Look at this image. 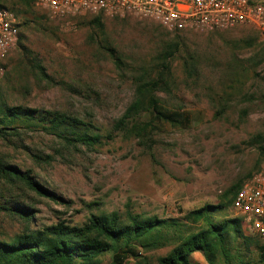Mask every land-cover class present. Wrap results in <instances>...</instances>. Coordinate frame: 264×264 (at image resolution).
<instances>
[{
    "label": "rangeland",
    "instance_id": "1",
    "mask_svg": "<svg viewBox=\"0 0 264 264\" xmlns=\"http://www.w3.org/2000/svg\"><path fill=\"white\" fill-rule=\"evenodd\" d=\"M3 3L17 15L23 39L5 59L0 101L44 115L63 112L99 137L87 145L19 125L18 135L0 138V161L30 171L62 199L15 189L35 211L33 226L83 224L93 213L124 214L128 208L185 221L190 210L217 204L231 184L264 168V38L255 26L171 32L132 13H103L99 24L100 13L60 17L37 0ZM28 50L50 79L33 68ZM143 76L161 79L162 103L189 114L192 122L179 127L156 121L148 139L116 130ZM152 117L144 114L141 121ZM8 189L0 178V204ZM220 215L239 217L232 206ZM19 228L0 212V237ZM233 244L238 264H264L255 246L245 247L242 240ZM174 246L175 241L151 250L140 247V255H130L124 264H160ZM100 260L110 264L112 252ZM191 260L208 264L201 251Z\"/></svg>",
    "mask_w": 264,
    "mask_h": 264
},
{
    "label": "trees",
    "instance_id": "2",
    "mask_svg": "<svg viewBox=\"0 0 264 264\" xmlns=\"http://www.w3.org/2000/svg\"><path fill=\"white\" fill-rule=\"evenodd\" d=\"M3 1L0 0V6L9 8ZM19 1L30 4L35 0ZM102 15L100 13L95 18L99 24ZM22 39L20 33L19 43ZM110 52L120 65L115 51L111 49ZM26 54L33 68L42 77L50 79L42 61L30 50ZM167 54L172 55L171 52ZM165 67L169 68V65ZM161 82L159 78L146 79L144 76L138 79L135 98L116 120V130L148 139L156 121L179 127L192 122L189 114L171 110L162 103L157 96ZM144 114H150L153 120L141 121ZM19 125L41 128L68 141L87 145H94L99 140L98 136L89 134L87 128L81 127L84 122L63 112L47 111L44 115L36 109L11 107L0 101V138L18 135ZM262 150L264 153V147ZM251 175L239 178L226 188L217 204H205L190 210L185 221L134 212L128 208L124 214L118 211L93 213L83 224L61 221L33 226L31 220L35 218V211L26 199L15 194V189L59 201L62 199L35 180L30 171L0 161V178L7 182L9 188L4 195L5 202L0 204V212L20 224L13 234L0 237V264H101L100 257L110 251V264H124L130 255H140L136 251L140 247L151 250L173 241L175 246L159 259L160 264H194L191 257L195 251H201L208 264H238L233 252L236 245L233 243L237 240H242L245 247L255 246L264 260V246L257 235L251 237L244 233L241 217L220 218L222 211L233 206L242 183Z\"/></svg>",
    "mask_w": 264,
    "mask_h": 264
},
{
    "label": "built area",
    "instance_id": "3",
    "mask_svg": "<svg viewBox=\"0 0 264 264\" xmlns=\"http://www.w3.org/2000/svg\"><path fill=\"white\" fill-rule=\"evenodd\" d=\"M37 4L60 17L132 13L171 32H213L246 24L255 26L264 38V0H37ZM19 24L11 9L0 6V89L8 72L5 59L19 42ZM232 207L264 246V168L242 183Z\"/></svg>",
    "mask_w": 264,
    "mask_h": 264
}]
</instances>
